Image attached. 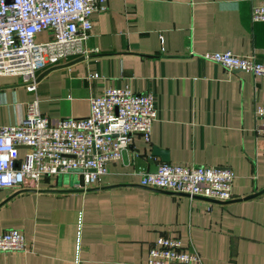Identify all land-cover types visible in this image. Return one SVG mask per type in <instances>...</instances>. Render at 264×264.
I'll return each mask as SVG.
<instances>
[{"label": "crops", "instance_id": "1", "mask_svg": "<svg viewBox=\"0 0 264 264\" xmlns=\"http://www.w3.org/2000/svg\"><path fill=\"white\" fill-rule=\"evenodd\" d=\"M252 4L107 0L106 10L91 16L86 57L43 68L37 77L60 67L34 93L18 77H0L1 125L21 124L33 100L54 122L86 117L90 99L109 88L151 93L157 107L149 141L133 135L122 160L109 163L93 186L50 176L36 188L0 189V234L18 230L28 243L25 252L0 253V264H76L77 257V264H145L159 237L180 239L201 264H264V135L254 132L264 76L202 58L230 52L264 63V23L251 22ZM153 147L166 151L171 165L230 168L233 200L141 187Z\"/></svg>", "mask_w": 264, "mask_h": 264}, {"label": "built area", "instance_id": "2", "mask_svg": "<svg viewBox=\"0 0 264 264\" xmlns=\"http://www.w3.org/2000/svg\"><path fill=\"white\" fill-rule=\"evenodd\" d=\"M252 23H264V0H250ZM107 0H0V77L14 76L34 93L37 74L73 56H87L93 13L106 10ZM49 37L39 41L40 33ZM206 61L232 72L264 76V63L230 52L208 53ZM86 117L51 121L38 101L26 104L21 124H0V189L36 188L43 177L76 173L82 187L93 186L107 165L121 161L135 134L146 142L157 107L151 93L109 88L89 101ZM254 132L264 135V106L254 109ZM20 148L24 150L20 154ZM232 170L224 166H183L160 163L155 173H143L144 188L189 199L228 203L233 200ZM79 218V225H80ZM28 243L18 230L0 234V253L25 252ZM78 263V257L75 259ZM145 264H201L195 249L178 238L159 237L147 251Z\"/></svg>", "mask_w": 264, "mask_h": 264}, {"label": "water", "instance_id": "3", "mask_svg": "<svg viewBox=\"0 0 264 264\" xmlns=\"http://www.w3.org/2000/svg\"><path fill=\"white\" fill-rule=\"evenodd\" d=\"M81 60H82V58L78 59L77 61H81ZM58 68H60V67L59 66L51 67L50 69L44 71L43 73H41L37 77L36 82H39L49 72H51L55 69H58ZM20 149H22V148H20ZM155 158H159L161 163H168L169 162L168 154L166 151L159 149L157 147H153L150 151L149 158L147 159V163L149 165V171H148L149 173H155L157 170V164H156ZM71 172L72 173H81L82 171L81 170H74Z\"/></svg>", "mask_w": 264, "mask_h": 264}, {"label": "rangeland", "instance_id": "4", "mask_svg": "<svg viewBox=\"0 0 264 264\" xmlns=\"http://www.w3.org/2000/svg\"><path fill=\"white\" fill-rule=\"evenodd\" d=\"M21 83V81H20ZM22 84V83H21ZM107 169H108V165H107ZM107 172V171H106ZM63 179H71L74 187H78L81 185V181L78 179V175L76 173H67V174H60V175H57ZM18 189V188H17Z\"/></svg>", "mask_w": 264, "mask_h": 264}]
</instances>
